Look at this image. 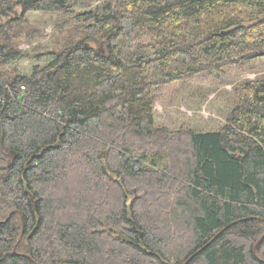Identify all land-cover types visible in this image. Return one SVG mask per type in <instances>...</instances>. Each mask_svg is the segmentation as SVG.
Listing matches in <instances>:
<instances>
[{"label": "trees", "instance_id": "trees-1", "mask_svg": "<svg viewBox=\"0 0 264 264\" xmlns=\"http://www.w3.org/2000/svg\"><path fill=\"white\" fill-rule=\"evenodd\" d=\"M76 9L82 38L0 80V264H183L244 218L188 264H264V79L215 131L157 127L151 96L264 57V0H0V65L27 12Z\"/></svg>", "mask_w": 264, "mask_h": 264}, {"label": "rangeland", "instance_id": "rangeland-1", "mask_svg": "<svg viewBox=\"0 0 264 264\" xmlns=\"http://www.w3.org/2000/svg\"><path fill=\"white\" fill-rule=\"evenodd\" d=\"M19 10H15L17 15ZM86 11L76 9L71 15L27 12L19 23L21 28L13 30L18 36L11 35L23 58L10 65H0V80L16 73L29 75L35 66L43 67L50 62L53 52L82 38L80 25L74 22V17ZM8 18L1 17L0 25ZM256 79H264V57L224 68L220 72H204L187 80L152 88L153 121L157 127H166L171 131L218 130L235 107V87Z\"/></svg>", "mask_w": 264, "mask_h": 264}, {"label": "water", "instance_id": "water-1", "mask_svg": "<svg viewBox=\"0 0 264 264\" xmlns=\"http://www.w3.org/2000/svg\"><path fill=\"white\" fill-rule=\"evenodd\" d=\"M4 96H5V94L3 95V97L2 98H4ZM3 138V136H1V139ZM0 139V143L2 142V140ZM103 157V155H101V158ZM12 158H14V155H12ZM9 164H10V160H7V163L5 164V167L3 166V167H0V170H3V168L4 169H6V168H8L9 167ZM31 201H32V198H31ZM16 211H12L8 216H7V219L6 220H8L9 218H10V216L12 215V214H14ZM252 219H255V220H261V219H259V218H244V219H240V220H238V221H235V222H232V223H230V224H228L227 226H225V227H223L218 233H216V235L209 241V242H207L204 246H202L201 248H199V250L198 251H196L195 253H193L191 256H189L186 260H184L185 262L183 263V264H188L189 262H190V260H192L196 255H198L202 250H204L205 249V247L206 246H208L211 242H213L219 235H220V233H222L224 230H226V229H228L229 227H231L232 225H234V224H237L238 222H242V221H247V220H252ZM132 230L135 232V231H137V229H136V226L134 225V224H132ZM139 234V238H141V236H142V233L140 232V233H138ZM22 235H23V232L21 233V236H20V238H19V241L21 240V237H22ZM117 238H119L121 241H124V242H126V243H129L130 242V240L128 239V238H126V237H124L123 235L121 236V234H119L118 235V237ZM264 238V234L257 240V242L253 245L254 247H253V250H252V252H253V255L255 256V258L257 257V255H256V249H257V247H258V244L262 241V239ZM18 241V242H19ZM18 244V243H17ZM17 244L14 246V249H13V251L15 252L16 251V247H17ZM140 246H142L141 244H140ZM22 256H24V257H27V258H29L28 256H26V255H22ZM258 259V258H257ZM260 262H264V261H262V260H260V259H258Z\"/></svg>", "mask_w": 264, "mask_h": 264}]
</instances>
